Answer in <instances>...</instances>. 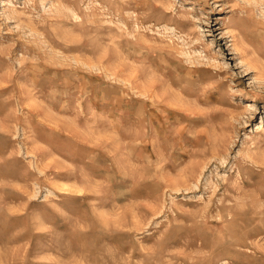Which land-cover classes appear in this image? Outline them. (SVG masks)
<instances>
[{"label":"rangeland","instance_id":"rangeland-1","mask_svg":"<svg viewBox=\"0 0 264 264\" xmlns=\"http://www.w3.org/2000/svg\"><path fill=\"white\" fill-rule=\"evenodd\" d=\"M261 66L264 0H0V264H264Z\"/></svg>","mask_w":264,"mask_h":264},{"label":"bare ground","instance_id":"bare-ground-1","mask_svg":"<svg viewBox=\"0 0 264 264\" xmlns=\"http://www.w3.org/2000/svg\"><path fill=\"white\" fill-rule=\"evenodd\" d=\"M234 49H236V50H238L239 52H240V54L241 55H245V57H247V55H250V49H248V47L247 46H245L244 44H242L241 42L239 43V48L237 47H234ZM251 60V59H250ZM251 61H254L253 59L251 60ZM250 65V64H249ZM253 66L252 65H250V68H252ZM254 68V67H253ZM264 69V67H262L261 66V69ZM262 69V70H263ZM97 184V183H96ZM82 190V189H81ZM86 192V191H85ZM260 200V199H259ZM154 210V209H153ZM117 222V221H116ZM101 223H102V221H101ZM107 224V223H106ZM106 224H104V225H106ZM119 225H121L120 223H118ZM122 224H123V222H122ZM108 225V224H107ZM122 226V225H121ZM103 228L105 229V227L103 226ZM114 228V227H113ZM121 228V227H120ZM137 228V227H136ZM115 229H117V228H115ZM117 252V251H116ZM109 260V259H108ZM110 261V260H109ZM112 261V260H111ZM117 262V261H116Z\"/></svg>","mask_w":264,"mask_h":264}]
</instances>
